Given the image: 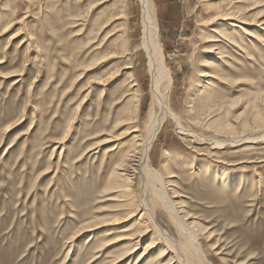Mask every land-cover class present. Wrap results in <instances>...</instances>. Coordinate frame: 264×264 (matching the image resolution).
I'll return each instance as SVG.
<instances>
[{
  "label": "rangeland",
  "instance_id": "obj_1",
  "mask_svg": "<svg viewBox=\"0 0 264 264\" xmlns=\"http://www.w3.org/2000/svg\"><path fill=\"white\" fill-rule=\"evenodd\" d=\"M151 2L166 65L161 92L182 124L210 141L185 138L166 121L150 165L180 196L173 200L212 264H264V140L212 143L264 129V31L244 25L260 41L240 47L233 21L208 25L228 8L264 20V0ZM143 31L138 0H0V264H136L156 237L108 245L142 227L138 214L125 215L142 198L139 174L129 195L117 175L159 110ZM155 212L184 242L165 211ZM116 215L119 223L104 225ZM164 248L139 264H158Z\"/></svg>",
  "mask_w": 264,
  "mask_h": 264
},
{
  "label": "bare ground",
  "instance_id": "obj_2",
  "mask_svg": "<svg viewBox=\"0 0 264 264\" xmlns=\"http://www.w3.org/2000/svg\"><path fill=\"white\" fill-rule=\"evenodd\" d=\"M138 1L142 6V12H143L144 39L142 44L148 57L149 71H150L149 73L151 74L153 79L152 89H153L155 101L157 102V106L160 111L158 110V113H154V111L151 112L148 123L147 135L145 136V138L142 137L143 138V139L141 138L142 140H139L140 144H138V149H136L137 147L135 148L137 151L133 156L134 159L129 158L130 160H128L127 163H125L124 161L122 164L118 166L119 167L118 170H122L123 173L122 172H121L122 174L118 173L117 176L119 178H122V183L125 185V191L126 194L128 195L132 193L131 192L132 173L134 175L139 174V181L142 188V198L136 204L135 202H130L128 206L129 205L131 207L134 206L135 208L133 212L130 211L125 215L126 218L129 219L138 214L139 221L142 223L141 224L142 227L141 229L135 231L134 233L127 234L124 237H119L114 241H111L108 245H114L122 241H129L130 244L136 243L153 230L154 233L156 234V237L150 239V242L145 248L143 254L137 258L135 262L136 264L141 263L142 261H144V259L147 256L151 255L154 252L155 248L161 242L165 243V248L161 251V253H159L157 257L158 264H194L192 262L193 255H195L198 258V262L204 261L207 264H212L207 259L204 250L198 243L199 238H197L198 235L196 234V231L194 229L195 225L191 222L189 223V219L191 217L188 218V215L184 214L185 212L183 211L182 207L179 208L178 204L173 200L176 198H180V196L179 197L176 196L175 192H173L174 194L172 193L173 195L171 196V193H169L168 192L169 190H167L166 188L167 186L164 185L161 175L158 172H156V170L153 169L152 165H150L149 153L151 152V149L153 148L154 143L156 142L157 137L161 132L164 124L165 123L167 124L166 121H171L177 128L179 134L185 138H191L192 140L194 139V141L195 139H197L201 143L203 142L208 143L210 140L203 138L202 135L198 134L197 132L193 131L190 128L185 127L182 124L181 118L170 109L169 105H167V102L165 101V96L161 92V88H160V83H162L161 81L164 78H166L165 77L166 65H164V53L160 42L159 27L158 24L156 23L158 20L155 21L153 14V7H152L153 3L151 2V0H138ZM217 21H233L229 23L231 27L241 28L244 38H242L241 40L242 42L240 43V47L248 43H252V40L260 41L259 33L256 32L254 28L245 27L244 25L250 27H254L257 25L259 27H263V31H264V20L263 19L261 20V17L255 18L250 22L247 21L246 19L242 20L239 17V12L233 11L231 8H228V10L226 11L219 10L211 17V19H209L208 25H212ZM211 41L212 40H210V42ZM213 48L217 49L214 46H212L210 49L214 50ZM112 75L114 78V74ZM199 76L201 78L215 79L214 78L215 75L205 71H201L199 73ZM210 85L212 86V82H210ZM259 128L258 130H254V129L247 130L246 132L250 131L247 136H243L246 134L243 133V135L241 134L242 136H234L232 140H228L226 138L222 140L216 136L215 137L213 136L214 142L212 143L215 147H217L215 148L216 150L222 149L224 145H227L229 143L230 145H237L239 142L257 144L259 143V141L264 140V129H259ZM131 129L132 130H129L130 135L134 134L133 136L139 139L141 137L139 135V133L141 132L140 129L137 126H134ZM224 132H226L225 129L218 131L219 134ZM257 134L261 136L255 137V135ZM171 178H174V176H172ZM147 197H149L148 200L152 203L153 208L149 206L150 203L147 202ZM122 202H124V199ZM158 205L165 211V213L168 215V218H171V220L174 223V226L177 228L178 232L183 236L184 242L177 241L163 226L159 224L155 212V209L159 207ZM124 206H127V203H125ZM121 220H122V216L116 215L104 221L105 222L104 225H114L119 223ZM90 227H93L91 223H89L88 225L86 224L85 226H83V228H81V230H79V232H77V234L72 239L78 236L79 233L83 231L85 232ZM128 231L129 230H123V233ZM159 239L161 240V242ZM168 253H171L170 260L165 262L164 260H161L164 259L165 255H168ZM132 254H133V250L128 249L122 255L117 257V259L115 260L119 262L124 258L126 259V257H129Z\"/></svg>",
  "mask_w": 264,
  "mask_h": 264
}]
</instances>
